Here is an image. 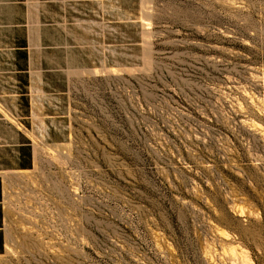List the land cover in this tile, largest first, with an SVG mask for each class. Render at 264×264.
<instances>
[{
	"label": "rangeland",
	"instance_id": "rangeland-1",
	"mask_svg": "<svg viewBox=\"0 0 264 264\" xmlns=\"http://www.w3.org/2000/svg\"><path fill=\"white\" fill-rule=\"evenodd\" d=\"M99 8L105 16L80 20L118 27L105 38L120 47L99 50L119 64L92 66L71 88L88 106L72 115L82 143L38 146L34 169L7 178L6 253L59 254L25 253L26 264H233L240 252L234 264H264V0Z\"/></svg>",
	"mask_w": 264,
	"mask_h": 264
},
{
	"label": "crops",
	"instance_id": "crops-1",
	"mask_svg": "<svg viewBox=\"0 0 264 264\" xmlns=\"http://www.w3.org/2000/svg\"><path fill=\"white\" fill-rule=\"evenodd\" d=\"M73 1L81 3L74 8ZM88 1L90 10L84 8ZM100 1L0 0V263L7 243V178L34 169L38 146L70 144L72 137L82 143L84 127H75L72 115L88 106L71 88L92 66L119 64L99 50L120 47V41L105 38L118 27L106 32L97 20L91 28L80 20L88 12L105 16Z\"/></svg>",
	"mask_w": 264,
	"mask_h": 264
},
{
	"label": "built area",
	"instance_id": "built-area-1",
	"mask_svg": "<svg viewBox=\"0 0 264 264\" xmlns=\"http://www.w3.org/2000/svg\"><path fill=\"white\" fill-rule=\"evenodd\" d=\"M85 135H86V132H85ZM69 173H71L70 179H69L71 191L77 194L79 190H82V186L81 185L78 186V184H76L77 179L74 176L75 175L74 172L70 170ZM72 177L74 178L71 179ZM25 253H31V255L29 256H31L34 261H37L42 255H45V256H49L50 254H53V256L59 255L54 250H50L49 254H46V252H42L40 250H35V253L30 252V251H21V252L16 251L14 255H12L10 251V253L7 252L6 255L4 254L2 256L0 264H26V262L29 261V259L25 258Z\"/></svg>",
	"mask_w": 264,
	"mask_h": 264
},
{
	"label": "bare ground",
	"instance_id": "bare-ground-1",
	"mask_svg": "<svg viewBox=\"0 0 264 264\" xmlns=\"http://www.w3.org/2000/svg\"><path fill=\"white\" fill-rule=\"evenodd\" d=\"M228 260L230 262H232L233 264L234 263H237V260H239V262L241 263V261H244L243 258H242V255L240 254V252H234V253H231V255L228 257ZM241 260V261H240ZM238 262V263H239ZM243 264V263H242Z\"/></svg>",
	"mask_w": 264,
	"mask_h": 264
}]
</instances>
